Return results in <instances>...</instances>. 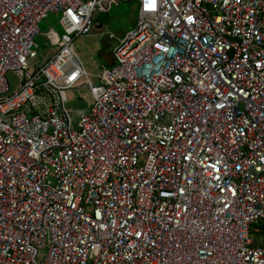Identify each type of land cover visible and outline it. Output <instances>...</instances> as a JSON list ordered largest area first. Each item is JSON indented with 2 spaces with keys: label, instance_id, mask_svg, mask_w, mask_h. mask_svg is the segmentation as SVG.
I'll return each instance as SVG.
<instances>
[{
  "label": "built area",
  "instance_id": "built-area-1",
  "mask_svg": "<svg viewBox=\"0 0 264 264\" xmlns=\"http://www.w3.org/2000/svg\"><path fill=\"white\" fill-rule=\"evenodd\" d=\"M121 1L94 82L73 40ZM0 264H264V0H0Z\"/></svg>",
  "mask_w": 264,
  "mask_h": 264
},
{
  "label": "rangeland",
  "instance_id": "rangeland-1",
  "mask_svg": "<svg viewBox=\"0 0 264 264\" xmlns=\"http://www.w3.org/2000/svg\"><path fill=\"white\" fill-rule=\"evenodd\" d=\"M137 14L138 10L134 1L118 2L112 5L106 12H100L97 6L92 16L93 26L89 33L78 36L73 40V50L82 61L92 81H96L92 71H100L101 59L98 51L108 48V46L114 44L117 40H121L128 30L134 28ZM59 16L60 13L58 12L56 15L55 13H49L44 20L47 24L46 27L41 28V31L35 36V40L39 44V56L28 60L29 69H32L33 64L40 63L48 58L50 52L54 49V45H50L46 39V34L50 29L52 32L61 34L62 25L59 21ZM98 24H101V26L98 27ZM109 34H113V37H109ZM7 78L12 91L19 87L21 77L18 71L9 72ZM66 96L65 106L70 111L71 119L75 122L80 111L87 109L93 99L90 91L84 84V78L80 80V84L67 90Z\"/></svg>",
  "mask_w": 264,
  "mask_h": 264
},
{
  "label": "crops",
  "instance_id": "crops-1",
  "mask_svg": "<svg viewBox=\"0 0 264 264\" xmlns=\"http://www.w3.org/2000/svg\"><path fill=\"white\" fill-rule=\"evenodd\" d=\"M56 15V13H55ZM48 16V15H47ZM46 16V17H47ZM46 17L44 19H42L40 22H39V31H41V28L43 27H46V21H44L46 19ZM42 24V26H40ZM101 24H98V27H100ZM51 28V27H49ZM48 30V29H47ZM46 30V31H47ZM44 31V32H46ZM54 32V31H53ZM56 33V32H55ZM88 34V33H87ZM86 35V34H84ZM82 36V35H81ZM52 38H53V35L51 33V29L49 30V32L46 34V39L49 41V44L50 45H54L53 47L55 48V44L52 43ZM120 40H117L114 44L108 46V48H103L101 50L98 51V54H99V57H100V63H101V66H100V71L102 69V67H105V66H109L111 65L113 62H114V55H113V49L118 45ZM54 51V49L50 52L49 55L52 54V52ZM77 55V54H76ZM78 56V55H77ZM80 59V58H79ZM82 62V61H81ZM83 64V63H82ZM84 66V65H83ZM87 71V70H86ZM100 71L98 72H94L92 71V74L94 76V78L97 80L98 78V75L100 73Z\"/></svg>",
  "mask_w": 264,
  "mask_h": 264
}]
</instances>
